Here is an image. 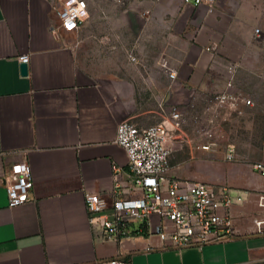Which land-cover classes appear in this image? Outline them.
<instances>
[{"label":"crops","instance_id":"0c3cea01","mask_svg":"<svg viewBox=\"0 0 264 264\" xmlns=\"http://www.w3.org/2000/svg\"><path fill=\"white\" fill-rule=\"evenodd\" d=\"M149 1L154 16L169 17L165 27L172 30L156 35L160 43H145L146 24L135 28L132 18L113 20L149 14ZM165 1L130 0L110 9L104 41H96L91 1L88 18L77 31L66 32L52 30L57 17L51 0H0V264H97L116 257L131 264H264V233L255 231L253 207L246 203L231 207L233 236L180 248L138 231L136 223L120 241L105 240L88 221L86 192L102 193L107 202L116 197V166L123 186L128 184L127 158L115 142L118 123L146 127L162 120L170 106L186 109L193 92L221 89L225 64L250 69L256 43L264 42L258 0H224L222 7L215 0L202 29L189 22L190 2L168 0L169 8H161ZM256 25L261 39L252 33ZM213 44L215 49H207ZM128 51L147 65L149 86ZM20 54L28 55L26 74ZM79 57L94 65L82 66ZM162 57L176 71L174 80L160 66ZM186 134L172 133L171 145L187 142ZM174 151L169 174L182 178L172 162ZM18 159L29 164L33 186L27 202L8 207L2 178Z\"/></svg>","mask_w":264,"mask_h":264},{"label":"built area","instance_id":"2783aa9c","mask_svg":"<svg viewBox=\"0 0 264 264\" xmlns=\"http://www.w3.org/2000/svg\"><path fill=\"white\" fill-rule=\"evenodd\" d=\"M184 1L193 5L189 22L202 29L212 0ZM51 5L57 17L53 31H77L89 16L86 0H51ZM253 34L262 38L259 27L253 30ZM18 61L20 66L27 64L28 55L20 54ZM159 64L174 80L176 71L167 59L162 57ZM237 67L235 62L224 65L227 81L222 89L205 94L193 92L186 109L170 106L169 112L155 124L138 127L128 120L118 123L115 142L123 148L127 158L128 184L123 186V172L116 166L112 189L116 197L107 202L102 193L86 192L84 195L88 221L102 230L105 240L120 241L130 233L135 223L138 231L146 230L156 235L164 245L177 248L202 245L234 235L231 207L246 202L250 192L226 184L171 176L169 159L173 151L170 143L172 133L187 131V142L198 150L212 151L222 112H241L242 108L253 104L250 97L234 89L233 76ZM160 107L165 110L162 104ZM235 157L234 145L227 144L224 158L232 161ZM251 169L264 177V160L253 162ZM2 183L8 207L27 202L33 186L27 161L18 159L11 163ZM250 217L255 231L264 233V193L257 194ZM97 264L131 263L116 257L100 260Z\"/></svg>","mask_w":264,"mask_h":264},{"label":"rangeland","instance_id":"374dc122","mask_svg":"<svg viewBox=\"0 0 264 264\" xmlns=\"http://www.w3.org/2000/svg\"><path fill=\"white\" fill-rule=\"evenodd\" d=\"M86 1H91L96 4L92 5V7L94 10H97V16L94 18L93 22H91L94 40L104 41L105 27L111 22L109 10L111 9L113 12V8L115 9L119 6L124 7L126 5L125 3L130 0ZM217 1L219 7H222L224 0ZM214 2L215 0H212L211 12L215 5ZM148 4L150 10L147 15L143 12L136 13L135 15L121 14L122 16H114L113 20L115 23L121 24L125 23L126 17L132 18V24H134L135 28L141 23L146 24L143 28L144 36L147 38L145 43H160V39L157 38L156 35L167 36L172 30L169 26L165 27V25L168 24L169 17L166 13L159 17L154 16L152 1H149ZM257 4L258 9L261 8V6L264 7V0H258ZM169 6L170 3L168 0L161 4V8H169ZM159 23H161V29L156 28ZM257 27L262 31L260 26L257 25L254 26L253 30ZM185 33L186 31H182L180 34ZM118 39H122L121 35ZM256 45L258 47V52L256 56H254V62L251 64V68H243V66L241 67L240 64L237 63L238 67L233 76L234 89L250 97L253 104L242 108L241 112H222V116L219 119L220 128L215 136L216 143L212 151L204 152L198 150L195 148V145L190 142H176L173 145L175 151L172 158V162L178 164V174L182 178L221 183L232 188L248 190L250 195L244 203L253 208H255V198L257 194L264 193V177H261L257 172L251 169V164L253 162L264 160V42H257ZM101 51L103 52V50ZM126 55L131 63L139 66L142 84L146 87L149 86L150 80L148 78L147 65L142 61H138L131 51H128ZM78 61L82 66L83 64L90 67L94 65L88 63L82 57H79ZM226 79L227 76L223 70L222 87L225 85ZM185 139L187 138L185 137ZM227 144H233L235 147L236 157L232 161H228L224 158V151ZM190 151H192V154Z\"/></svg>","mask_w":264,"mask_h":264},{"label":"water","instance_id":"95a60500","mask_svg":"<svg viewBox=\"0 0 264 264\" xmlns=\"http://www.w3.org/2000/svg\"><path fill=\"white\" fill-rule=\"evenodd\" d=\"M215 44H213L212 45V49H215ZM20 68H21V72L23 73V74H26V72H27V64H21V66H20Z\"/></svg>","mask_w":264,"mask_h":264}]
</instances>
